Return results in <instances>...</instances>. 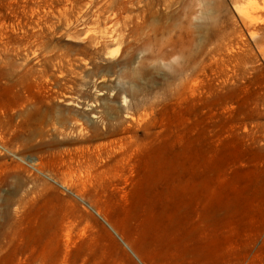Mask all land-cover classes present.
<instances>
[{"label": "rangeland", "instance_id": "374dc122", "mask_svg": "<svg viewBox=\"0 0 264 264\" xmlns=\"http://www.w3.org/2000/svg\"><path fill=\"white\" fill-rule=\"evenodd\" d=\"M0 264H264V0H0Z\"/></svg>", "mask_w": 264, "mask_h": 264}]
</instances>
